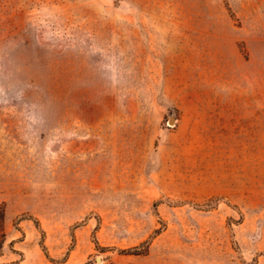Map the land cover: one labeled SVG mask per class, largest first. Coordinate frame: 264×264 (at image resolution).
Instances as JSON below:
<instances>
[{"label":"rangeland","instance_id":"rangeland-1","mask_svg":"<svg viewBox=\"0 0 264 264\" xmlns=\"http://www.w3.org/2000/svg\"><path fill=\"white\" fill-rule=\"evenodd\" d=\"M0 264H264V0H0Z\"/></svg>","mask_w":264,"mask_h":264},{"label":"water","instance_id":"water-1","mask_svg":"<svg viewBox=\"0 0 264 264\" xmlns=\"http://www.w3.org/2000/svg\"><path fill=\"white\" fill-rule=\"evenodd\" d=\"M173 121H174V117H171L170 122H173Z\"/></svg>","mask_w":264,"mask_h":264}]
</instances>
